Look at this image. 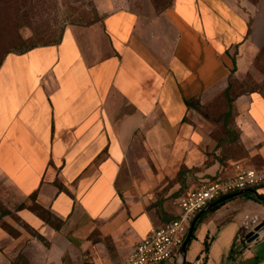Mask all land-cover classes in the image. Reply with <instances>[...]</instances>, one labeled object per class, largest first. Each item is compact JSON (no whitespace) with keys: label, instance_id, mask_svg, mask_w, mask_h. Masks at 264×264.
<instances>
[{"label":"crops","instance_id":"obj_1","mask_svg":"<svg viewBox=\"0 0 264 264\" xmlns=\"http://www.w3.org/2000/svg\"><path fill=\"white\" fill-rule=\"evenodd\" d=\"M96 11L0 61V194L11 211L0 213V264H121L174 216L171 197L237 161L264 164V0L159 10L96 0ZM228 75L233 127L221 125L217 157L214 123L189 101H210ZM252 188L264 198V185ZM33 191L57 228L25 205ZM253 197L243 190L202 212L185 264H264V230L243 237L264 219Z\"/></svg>","mask_w":264,"mask_h":264},{"label":"rangeland","instance_id":"obj_2","mask_svg":"<svg viewBox=\"0 0 264 264\" xmlns=\"http://www.w3.org/2000/svg\"><path fill=\"white\" fill-rule=\"evenodd\" d=\"M119 1L138 10H157L169 2V0ZM96 15V0H14L7 9L2 8L0 11V57L6 51L18 50L29 43L53 40L66 24L87 23L92 21ZM255 188L259 191L263 190L262 185H256ZM2 193L0 194V213L2 211L10 213L7 207L10 196L5 194L6 192ZM30 208L34 209L39 216L46 217L47 212L43 208L37 205H30ZM207 211L209 210L203 212ZM51 221L55 220L51 219Z\"/></svg>","mask_w":264,"mask_h":264},{"label":"built area","instance_id":"obj_3","mask_svg":"<svg viewBox=\"0 0 264 264\" xmlns=\"http://www.w3.org/2000/svg\"><path fill=\"white\" fill-rule=\"evenodd\" d=\"M256 185H264V164L253 166L237 161L229 175L201 179L171 197L170 203L177 209L174 216L151 225L121 264H158L177 256L189 221L200 208L222 194Z\"/></svg>","mask_w":264,"mask_h":264},{"label":"trees","instance_id":"obj_4","mask_svg":"<svg viewBox=\"0 0 264 264\" xmlns=\"http://www.w3.org/2000/svg\"><path fill=\"white\" fill-rule=\"evenodd\" d=\"M13 2H14V0H0V11L2 10V8L7 9L8 5H10ZM169 2H170V0H169ZM169 2L165 6H167L169 4ZM159 9H161V8H159ZM159 9H157V10H159ZM6 16H8L7 13H6ZM10 22L12 23L13 21H10ZM61 30H60V32H61ZM60 32L57 35V37L53 40H50L47 42H40V43H29L26 46H23L18 50L6 51L5 53H7V52H22V51H24V50H26V49L34 46V45L56 42L59 39ZM4 55L5 54H3L0 57V61ZM234 85H235V81H234L233 77L231 75H228L227 76V82H226V85L224 86V88L219 93L215 94L210 101H208L204 104H199L196 100H190L189 101V102L194 104L195 108L203 116L209 118L214 123V126L211 129V133L216 138L215 147L219 148L218 153L215 154V156H217V157L221 156V125H222V128L225 132L229 131L230 127H233L232 121H231L232 114H233V97L235 96V94L237 92V90L235 91ZM260 85H262V83L258 84L257 87H259ZM221 121H222V123H221ZM34 195H35L34 191L29 194V202L25 203L26 206L30 207V205H37L35 203V196ZM253 198H255V197H253ZM224 201L225 200H222V201L216 203L215 205L212 206V208L220 205ZM23 205H24V202L20 200L18 202V204L15 206L21 207ZM37 207H39V206L37 205ZM3 212H5V211H2V213ZM202 214H200L197 217V219L194 221V224H193V227H192V230L190 233V237H189V239L185 245V248L187 247L190 240L194 237V234H195L194 230H195L196 224H197V222L200 219ZM42 218L45 222H47L48 224H50L54 228H57L61 223L60 219L52 217V215H50L48 212L46 213V217L43 216ZM51 219H53L55 221L53 222V221H51ZM211 238H212L211 235H208L207 233L204 234L202 241H201V247H200L199 251H203L206 253V251L209 247ZM204 259H205V254L203 255V261H204ZM185 263H186V260H183L179 264H185Z\"/></svg>","mask_w":264,"mask_h":264},{"label":"water","instance_id":"obj_5","mask_svg":"<svg viewBox=\"0 0 264 264\" xmlns=\"http://www.w3.org/2000/svg\"><path fill=\"white\" fill-rule=\"evenodd\" d=\"M243 190H249L256 198L258 199H262L264 200L263 197H261L259 195V193H257L252 187H248V188H244V189H237L235 191H232V192H228V193H225V194H222L218 197H216L215 199L211 200V201H208L202 208H200L194 215L193 217L191 218V220L189 221V224H188V227H187V230H186V233L184 235V238L179 246V249H178V257L180 258V261L179 262H182L184 260V252H185V245L190 237V233H191V230H192V227H193V224H194V221L197 219V217L205 210H208L210 209L213 205H215L216 203L222 201V200H225L231 196H234L236 194H239L240 192H242ZM264 230V219L258 221L256 224H254L248 231H246L244 234H243V237H244V241L245 242H251L253 240H255L258 236H259V233L261 231Z\"/></svg>","mask_w":264,"mask_h":264}]
</instances>
